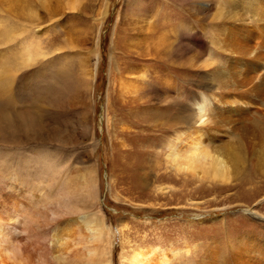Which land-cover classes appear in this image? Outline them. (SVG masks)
I'll return each instance as SVG.
<instances>
[{"label":"rangeland","instance_id":"rangeland-1","mask_svg":"<svg viewBox=\"0 0 264 264\" xmlns=\"http://www.w3.org/2000/svg\"><path fill=\"white\" fill-rule=\"evenodd\" d=\"M29 2L22 21L48 54L35 61L41 77L20 70L15 100L0 92V212L12 186L17 203L51 210L70 195L64 218L79 216L86 234L84 215L107 228L98 264L139 248L154 250L150 264H264V87L242 81L251 66L264 73V0ZM84 65L94 76L80 98ZM200 92L201 148L225 160L226 181L176 172L166 157L174 133L192 129Z\"/></svg>","mask_w":264,"mask_h":264},{"label":"bare ground","instance_id":"bare-ground-1","mask_svg":"<svg viewBox=\"0 0 264 264\" xmlns=\"http://www.w3.org/2000/svg\"><path fill=\"white\" fill-rule=\"evenodd\" d=\"M131 1L132 2H127V6L131 7L132 9L136 6L137 8H139L138 5L140 4L138 2L141 0ZM28 2L29 0H0V92L5 97V100L7 98V101L15 100L16 98L17 87L20 84L19 81L21 80V78H23L21 75H19L20 70H22L23 68L31 67V69L26 71L23 76L28 75L30 73H32V76H34L35 73L37 78L41 77L39 76L41 74V68H36L34 70V67L39 58H43L46 56V54H48L46 50L41 46V41L33 38L31 31L35 30L30 29V23H24V21H22V19H25L24 16L26 13ZM50 2L51 0H42V4L44 6L43 8L49 9L51 4ZM55 2L56 6L59 8L61 0H55ZM29 6L28 9L30 10ZM74 6L75 8H77L74 4H72L70 8L72 9L74 8ZM138 11L139 10H137V12ZM27 13L26 17L30 14ZM140 15L143 14L141 13ZM61 55L63 57H66L63 54ZM59 61L64 62L61 59H59ZM258 67L251 66V71H253L254 74H248L247 72L243 75L242 79L245 85L251 84V86H249L255 90H260L264 87V73H260V68ZM86 69L87 68L84 65V75H80L78 79H75L72 82V87L75 89L74 93L76 95L79 94L78 96H80V98L82 97L81 89L88 88L94 76L93 69H89L88 71H86ZM64 70H66V73L69 72V69H67V67ZM200 93L201 94L199 100L196 101L194 104V106H196L197 108H190V112L192 113L190 116L192 129H187L186 132H183V130H178L176 133H174V136L168 141L169 144H167L166 149V151L168 150V156L166 157L170 158L168 160L170 161L171 166L176 172H187L189 174H192L193 176L194 174L196 175L201 172V176L203 177L205 176L204 174L207 173L205 170L211 169V177H213L214 180L226 181L228 179V167L225 164V160H223V158L219 155L212 156L210 155L209 151H204V149L201 148L200 139L202 136V132L199 129V124L201 126L205 124V122L208 120V117L205 118V111L208 110L210 97L208 96L209 94H204L205 92ZM81 118V122L84 123V118L82 115ZM196 122H198V124H196ZM193 125L195 127H193ZM183 134L184 137H187L186 140L189 141H187L188 146L186 145V148L184 149L177 146L179 145L177 144L179 143L177 142V140H179L180 142H184V138H182ZM226 157L228 161L230 159L231 163L233 164V167H236L237 169L239 163H237L236 160L244 158V156H242L241 154L238 155L233 152L228 153ZM57 164L58 163H56V165ZM24 166L26 165L24 164ZM86 174L88 175L87 172ZM59 178H61V176H59L58 179ZM63 179H61V181ZM53 180V177H49L46 181V184H51ZM59 180L54 181L58 182ZM83 180L85 184H88L85 175H83ZM53 185H51L50 187L52 189V192H54V190L56 189L53 187ZM15 187L16 186H12V189H10L9 193L7 194L6 200L4 199L6 202V206H8L9 209L0 212V264H98L106 260L105 257L102 258V256H105L106 254L104 255V250L100 252V246L98 244L100 241H102L103 233L105 232L104 230H107V228H105L104 226L105 224L97 225L96 217L84 215V217L82 218L84 220V224L88 228L87 231L89 232V234H86V231L83 228V224H81L78 220L79 216H69V218H67L66 216V218H64L65 215H70V211L67 206L70 202L69 194V196L62 195V199L58 198L59 200H62L61 208H58L57 210H51L49 209V207L43 206L39 202V200L35 202L33 200V205L28 203H17L16 201L18 200V196L16 197L12 193V191L15 190ZM66 194L64 193V195ZM57 197H60V195H57ZM54 202H56L55 199ZM8 211L11 212V216L9 218H4L3 213H6ZM41 221L44 222V226L52 227V233L49 234V237L48 232H45L46 230L44 231L42 227H39L43 225V223L42 225H39ZM71 227H74V231H76V235H72L73 237H70V233L68 234V231H66ZM80 244L81 247H76V245ZM152 252L154 253V250H143L139 248L137 250H134V252L131 253L130 256L121 254L122 264H150V260L155 259L153 256L150 255ZM155 257L157 258L158 256ZM160 257L162 259L164 258L162 254ZM105 262L107 264H110L109 259H107V261Z\"/></svg>","mask_w":264,"mask_h":264}]
</instances>
